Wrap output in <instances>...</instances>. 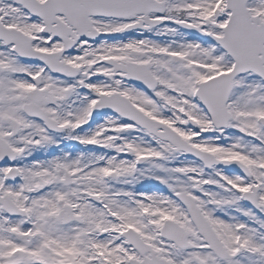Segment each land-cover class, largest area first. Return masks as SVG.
Instances as JSON below:
<instances>
[{"label":"snow or ice","instance_id":"1","mask_svg":"<svg viewBox=\"0 0 264 264\" xmlns=\"http://www.w3.org/2000/svg\"><path fill=\"white\" fill-rule=\"evenodd\" d=\"M0 264H264V0H0Z\"/></svg>","mask_w":264,"mask_h":264}]
</instances>
